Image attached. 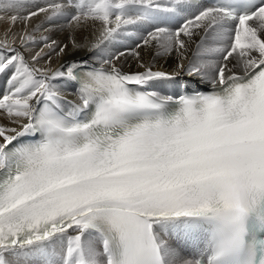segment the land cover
<instances>
[{"label":"snow or ice","instance_id":"obj_1","mask_svg":"<svg viewBox=\"0 0 264 264\" xmlns=\"http://www.w3.org/2000/svg\"><path fill=\"white\" fill-rule=\"evenodd\" d=\"M0 13L25 28L0 40V264H264V0H0ZM40 14L98 25L101 51L133 28L137 49L180 62L122 72L109 55L83 76L53 72L36 66L56 49L41 37L50 52L30 65L16 44L36 43ZM196 37L187 74L213 90H156ZM58 78L79 84L68 111Z\"/></svg>","mask_w":264,"mask_h":264},{"label":"bare ground","instance_id":"obj_2","mask_svg":"<svg viewBox=\"0 0 264 264\" xmlns=\"http://www.w3.org/2000/svg\"><path fill=\"white\" fill-rule=\"evenodd\" d=\"M33 2L43 3L44 0H28L29 5ZM59 2H66V0H59ZM23 14L25 13L22 12L21 15ZM0 15L5 16L4 19H0V40H2L5 37V33L11 27L7 19V16L11 15V13H0ZM98 27V25H93L89 21L80 29H73L69 27L67 19L64 17H58L55 22H49L45 14H40L32 18L26 29L28 33L36 37V43L30 44L27 49H23L20 48L19 42L17 41L16 47L24 53L26 62L31 65L33 63L31 57L37 51L43 48L45 53L50 52L48 48L44 47L45 42L41 40V37H47L48 43L55 41L56 49L51 51L50 59L48 55H44L40 59L39 64L36 65L38 67H48L53 72L60 69L67 73L70 66L77 65L75 63L83 62L78 64H86L89 60H93L96 63L95 66L100 67L102 58L106 59L109 55L119 56V59L114 61V63H116L122 72L142 71L143 69L139 68L140 63L152 67L155 71L172 72L180 62L175 51L162 54V50L155 43L137 49L136 44L140 42L143 34L136 32L133 28H129L126 32L120 33L115 40L103 45V51L93 49L92 44L95 43V38L98 35ZM23 31H25V28L22 21H17L15 27H11L12 34L19 35ZM195 41L189 46L187 59L184 61L186 65L185 70L174 81L166 82L156 90L161 91L162 94L176 96L185 87L212 85L210 79L205 80L198 76H189L187 74L189 62L196 60L194 53L196 52L199 37H196ZM74 43L75 45H79V47H75ZM59 47H64L65 51L57 55L56 53ZM134 52L139 53V59L133 54ZM120 53H123V55H120ZM233 64H235V60L229 63V67H232ZM233 70L241 73V69L239 68H234ZM10 75V72L0 74V95H3L7 89ZM53 84L61 92L60 103L65 111L70 110L71 106L79 103L78 90L72 81L58 78L53 81ZM0 125L11 126L7 117L3 114H0Z\"/></svg>","mask_w":264,"mask_h":264},{"label":"rangeland","instance_id":"obj_3","mask_svg":"<svg viewBox=\"0 0 264 264\" xmlns=\"http://www.w3.org/2000/svg\"><path fill=\"white\" fill-rule=\"evenodd\" d=\"M89 62H90V63H89ZM78 63H83V62H77V63H75V64H78ZM86 64H94V65H95L96 63H94L93 60H89V61L86 62Z\"/></svg>","mask_w":264,"mask_h":264}]
</instances>
